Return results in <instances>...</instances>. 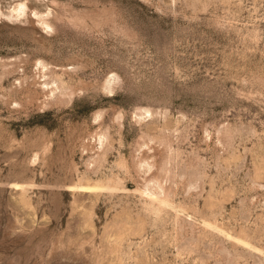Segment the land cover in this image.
I'll list each match as a JSON object with an SVG mask.
<instances>
[{
  "label": "rangeland",
  "instance_id": "1",
  "mask_svg": "<svg viewBox=\"0 0 264 264\" xmlns=\"http://www.w3.org/2000/svg\"><path fill=\"white\" fill-rule=\"evenodd\" d=\"M0 264H264V0H0Z\"/></svg>",
  "mask_w": 264,
  "mask_h": 264
},
{
  "label": "bare ground",
  "instance_id": "2",
  "mask_svg": "<svg viewBox=\"0 0 264 264\" xmlns=\"http://www.w3.org/2000/svg\"><path fill=\"white\" fill-rule=\"evenodd\" d=\"M21 9H22V7H20ZM11 186H13V185H11ZM16 186V185H15ZM19 186V185H18ZM23 186V185H22ZM20 187V186H19ZM16 188H17V186H16ZM87 188V187H86ZM82 189H84V188H82ZM89 189V188H88ZM90 191V190H89ZM87 192V191H86Z\"/></svg>",
  "mask_w": 264,
  "mask_h": 264
}]
</instances>
